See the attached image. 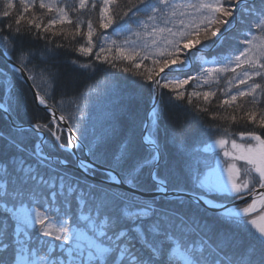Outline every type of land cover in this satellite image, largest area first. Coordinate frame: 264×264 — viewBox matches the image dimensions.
Returning <instances> with one entry per match:
<instances>
[{"label":"snow or ice","instance_id":"obj_1","mask_svg":"<svg viewBox=\"0 0 264 264\" xmlns=\"http://www.w3.org/2000/svg\"><path fill=\"white\" fill-rule=\"evenodd\" d=\"M226 39L212 61L197 55ZM61 50L77 54L74 70L136 78L153 100L142 137L130 107L92 139L83 117L63 113ZM0 59L13 74L0 71V264H264V0H5ZM17 83L47 122H20ZM180 105L219 122L227 161L213 168L211 146L186 144L184 130L159 140L165 111ZM45 148L77 158L83 176L55 167L69 162Z\"/></svg>","mask_w":264,"mask_h":264},{"label":"trees","instance_id":"obj_2","mask_svg":"<svg viewBox=\"0 0 264 264\" xmlns=\"http://www.w3.org/2000/svg\"><path fill=\"white\" fill-rule=\"evenodd\" d=\"M4 2L5 0H0V7H2ZM40 44H42V42H40ZM40 44H33L32 46L39 47ZM232 44V41L226 39L223 46L203 48L202 51L197 52V55L204 60L212 61L214 57L224 54ZM198 47L202 48L203 46L201 45ZM192 51L196 52V49ZM74 58H77V54L61 50L54 61L64 74V79L61 81V90L68 94L65 97L62 109L63 113H75L77 116L83 117L82 120H77L76 123L80 124L82 130H85L86 136L92 139L94 136L105 135L111 125L114 115L118 114L121 109L130 107L136 113L137 127L135 131L137 139L142 137V124L147 120L153 103L147 90L140 88L139 84L136 82V78L126 76L122 73L113 74L111 72H106L104 70L106 66L95 72L79 69L74 70V66L70 64L71 59ZM80 60L83 62L84 58H80ZM199 63L200 62L197 60L193 61L192 74L199 71ZM9 67L10 65L5 64L3 59H0V71L8 73V79L11 80L13 74L9 72ZM37 83H39V81H37ZM78 93H84V95L77 96ZM15 94L20 105V116L17 118L20 119L21 123L28 125L27 121L33 119L35 115L41 117L42 122H47L48 119H50L43 110L37 113L36 106L33 104L32 92L29 91L27 84L21 85L17 83ZM4 102V93L0 92V103ZM165 102H167V96H165ZM76 105H79V111H77ZM25 113H27V115H25ZM218 124L219 122L213 121L210 115L203 113L197 115L184 105L170 107L169 110L165 111L164 119L160 122L158 138L163 142L170 138L173 131L184 130L186 132V136L184 137L186 144L190 145L193 138H198L204 141V143L200 145L202 149L209 145L211 146V150L204 153V156L209 160V163L213 165L215 159L213 158L212 146H214L215 140L219 138V134L215 131ZM7 129L8 123L0 119V131L7 134ZM232 130L235 131L237 129L233 128ZM36 143L37 138L29 136L25 140L24 147L26 150H33ZM167 146L170 151H175V146L171 143ZM45 152L53 157L67 160L72 165H76V158L62 150L49 152V150L45 148ZM79 153L84 156V151H80ZM55 167L62 171L69 172L74 177L83 176V174L70 168L62 167L58 163ZM45 171L47 170L45 169ZM97 177L103 178L99 174ZM36 207L39 208L38 205ZM199 215L211 218L214 213L211 211H204V208L201 207ZM248 228L251 229V234L258 235L254 228H251V226H248ZM241 235L246 242H255L247 229H242ZM176 264H182V262L177 260Z\"/></svg>","mask_w":264,"mask_h":264},{"label":"water","instance_id":"obj_3","mask_svg":"<svg viewBox=\"0 0 264 264\" xmlns=\"http://www.w3.org/2000/svg\"><path fill=\"white\" fill-rule=\"evenodd\" d=\"M214 47H215V46H213V48H214ZM192 65H193V63H192ZM192 65H191V67H192ZM27 85H28V84H27ZM31 92H32V91H31ZM151 108H152V106H151ZM150 111H151V109H150ZM149 113H150V112H149ZM58 114H59V113H58ZM24 126H25V127H28V125H24ZM144 134H145V131L143 130V135H144ZM143 135H142V136H143ZM76 157H78L79 159H82V160H84V161H86V162H90V161H91V158H90L88 155H86V151H84V157H82L78 152H77V154H76ZM76 160H77V163H78V159H77V158H76ZM62 166H63V165H62ZM64 167H65V166H64ZM66 167L71 168V169H73V170H75V171L80 172V173L83 174V172L81 171L80 168L77 167V165H72V164L68 163V165H67ZM93 179H95V180H99V179H101V178L95 177V178H93ZM153 195H154V193H143V196H144L145 198H152ZM248 201H251V198H250V197L248 198ZM236 203L242 205V202H240V201H237ZM201 206L205 208V206H204L203 204H201ZM234 210H235V209H234ZM209 211L214 212V211H212V210H209Z\"/></svg>","mask_w":264,"mask_h":264},{"label":"rangeland","instance_id":"obj_4","mask_svg":"<svg viewBox=\"0 0 264 264\" xmlns=\"http://www.w3.org/2000/svg\"><path fill=\"white\" fill-rule=\"evenodd\" d=\"M212 153H213V156H214L213 158L215 159V162L212 165L213 168H216L218 162H220V161H227L229 159V158H226V157L223 156V151L216 144H214V146H212ZM217 153L219 155H217ZM241 164H243V161L238 162L237 163V166L239 167ZM226 167H227V164L226 163L220 164V169L221 170L226 169ZM224 177L227 178V172L226 171H224Z\"/></svg>","mask_w":264,"mask_h":264}]
</instances>
